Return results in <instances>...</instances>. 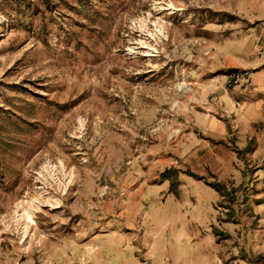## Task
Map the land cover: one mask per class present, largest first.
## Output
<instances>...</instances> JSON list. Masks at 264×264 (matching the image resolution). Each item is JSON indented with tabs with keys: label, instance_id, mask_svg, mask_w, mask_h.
Segmentation results:
<instances>
[{
	"label": "rangeland",
	"instance_id": "rangeland-1",
	"mask_svg": "<svg viewBox=\"0 0 264 264\" xmlns=\"http://www.w3.org/2000/svg\"><path fill=\"white\" fill-rule=\"evenodd\" d=\"M261 49L264 0H0V264H264Z\"/></svg>",
	"mask_w": 264,
	"mask_h": 264
},
{
	"label": "built area",
	"instance_id": "built-area-1",
	"mask_svg": "<svg viewBox=\"0 0 264 264\" xmlns=\"http://www.w3.org/2000/svg\"><path fill=\"white\" fill-rule=\"evenodd\" d=\"M258 55L260 56L264 55V49H261ZM247 76L248 73H238V74L229 75L227 79V83L230 85H236L242 81H246Z\"/></svg>",
	"mask_w": 264,
	"mask_h": 264
},
{
	"label": "crops",
	"instance_id": "crops-1",
	"mask_svg": "<svg viewBox=\"0 0 264 264\" xmlns=\"http://www.w3.org/2000/svg\"><path fill=\"white\" fill-rule=\"evenodd\" d=\"M256 84L260 87L259 89H264V72L258 73V77L256 78ZM264 93V91H263Z\"/></svg>",
	"mask_w": 264,
	"mask_h": 264
}]
</instances>
